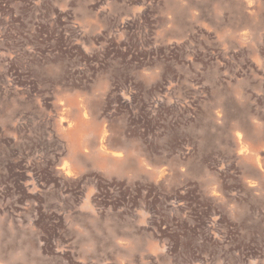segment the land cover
Masks as SVG:
<instances>
[{
  "label": "rangeland",
  "instance_id": "374dc122",
  "mask_svg": "<svg viewBox=\"0 0 264 264\" xmlns=\"http://www.w3.org/2000/svg\"><path fill=\"white\" fill-rule=\"evenodd\" d=\"M0 264H264V0H0Z\"/></svg>",
  "mask_w": 264,
  "mask_h": 264
}]
</instances>
